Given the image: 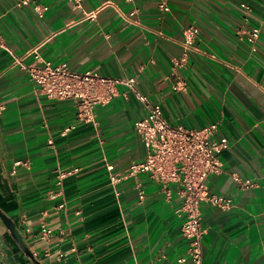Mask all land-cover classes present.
I'll list each match as a JSON object with an SVG mask.
<instances>
[{
	"label": "crops",
	"instance_id": "crops-1",
	"mask_svg": "<svg viewBox=\"0 0 264 264\" xmlns=\"http://www.w3.org/2000/svg\"><path fill=\"white\" fill-rule=\"evenodd\" d=\"M19 1L0 0V207L34 257L42 264H191L178 262L188 244L174 187L167 199L147 175L112 182L148 153L135 131L145 105L118 85L84 121L73 101L40 95L21 67L46 61L134 79L174 126L218 122L215 137H226L229 148L207 184L232 206H201L203 264H264V0H170L167 13L158 0H84L80 9L70 0ZM36 5L47 7L42 17ZM190 25L199 35L186 48ZM253 28L260 31L254 44ZM15 161L28 166L13 172ZM60 173L66 177L58 184ZM235 178L255 186L242 189ZM10 253V264H31L14 247Z\"/></svg>",
	"mask_w": 264,
	"mask_h": 264
},
{
	"label": "built area",
	"instance_id": "built-area-1",
	"mask_svg": "<svg viewBox=\"0 0 264 264\" xmlns=\"http://www.w3.org/2000/svg\"><path fill=\"white\" fill-rule=\"evenodd\" d=\"M70 1L75 8L80 9L84 0ZM31 2L32 0H20L17 5L26 6ZM158 7L163 13L169 12L170 0H158ZM242 7L247 9L244 5ZM35 10L42 17L47 7L36 5ZM259 33L258 28L249 30L248 40L254 44ZM198 35L199 28L190 25L183 32L184 46L192 47ZM184 62L185 59H181L175 62V65L180 67ZM21 67L36 83L40 95L51 100L73 101L77 106L78 116L84 121L93 119L95 106L107 104L117 95L118 85L128 88L136 100L145 105L147 114L135 123V131L148 147V153L141 162L131 163L122 173L115 175L112 182L147 175L160 185L167 199L171 198V187H174L177 197L181 200L177 210L178 216L182 218L181 234L188 244L187 256L180 257L178 262L184 263L188 258L191 264H203L205 230L201 223V206L208 203L224 211L232 206L231 199L212 195L207 184L209 176L221 173L220 154L229 148L226 137H215L219 123L215 122L200 129L172 125L164 118L161 106L150 103L149 99L136 89L134 79H111L91 72L79 74L70 71L65 64L53 65L46 61L36 66L21 64ZM27 166V161H15L13 172L17 167ZM65 177V173H60L58 184ZM235 181L242 189L255 186L248 180L235 178ZM138 200H145V194L140 188ZM41 233L44 237L51 235L46 225L41 226ZM60 257L62 255H59Z\"/></svg>",
	"mask_w": 264,
	"mask_h": 264
},
{
	"label": "water",
	"instance_id": "water-1",
	"mask_svg": "<svg viewBox=\"0 0 264 264\" xmlns=\"http://www.w3.org/2000/svg\"><path fill=\"white\" fill-rule=\"evenodd\" d=\"M0 222L5 228V232L2 235V244L0 248V264H3L2 255L7 250V242L12 241L21 253L28 259L31 264H42L37 260L32 251L29 249L25 243L22 233L19 231L13 219L0 207ZM9 239V240H8Z\"/></svg>",
	"mask_w": 264,
	"mask_h": 264
},
{
	"label": "flooded vegetation",
	"instance_id": "flooded-vegetation-1",
	"mask_svg": "<svg viewBox=\"0 0 264 264\" xmlns=\"http://www.w3.org/2000/svg\"><path fill=\"white\" fill-rule=\"evenodd\" d=\"M0 239H2L1 236H0ZM12 247H14L16 250H19V249L17 248L16 245H14V244H12V243H8V244H7V250H5V253L2 255V258H3V264H10L9 254H11L10 251L12 250ZM0 248H2L1 245H0ZM8 251H9V252H8ZM19 251H20V250H19Z\"/></svg>",
	"mask_w": 264,
	"mask_h": 264
},
{
	"label": "rangeland",
	"instance_id": "rangeland-1",
	"mask_svg": "<svg viewBox=\"0 0 264 264\" xmlns=\"http://www.w3.org/2000/svg\"><path fill=\"white\" fill-rule=\"evenodd\" d=\"M5 232V228L0 222V236L2 237L3 233ZM2 244V239H0V245Z\"/></svg>",
	"mask_w": 264,
	"mask_h": 264
},
{
	"label": "trees",
	"instance_id": "trees-1",
	"mask_svg": "<svg viewBox=\"0 0 264 264\" xmlns=\"http://www.w3.org/2000/svg\"><path fill=\"white\" fill-rule=\"evenodd\" d=\"M8 240H9V239H8ZM8 243H12V244H14V243H13L12 241H10V240H9L6 244H8ZM14 245H15V244H14Z\"/></svg>",
	"mask_w": 264,
	"mask_h": 264
}]
</instances>
